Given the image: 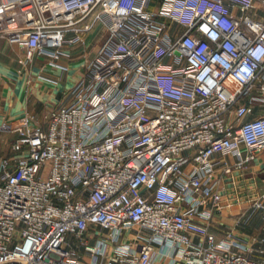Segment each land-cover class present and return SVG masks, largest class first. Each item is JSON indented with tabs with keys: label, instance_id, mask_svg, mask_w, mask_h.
I'll return each instance as SVG.
<instances>
[{
	"label": "built area",
	"instance_id": "built-area-1",
	"mask_svg": "<svg viewBox=\"0 0 264 264\" xmlns=\"http://www.w3.org/2000/svg\"><path fill=\"white\" fill-rule=\"evenodd\" d=\"M98 24L48 127L0 125L17 133L0 149V264H264V234L209 229L241 201L221 174L264 150V113L245 118L264 101V0H0L26 60ZM249 200L245 219L264 189Z\"/></svg>",
	"mask_w": 264,
	"mask_h": 264
},
{
	"label": "crops",
	"instance_id": "crops-1",
	"mask_svg": "<svg viewBox=\"0 0 264 264\" xmlns=\"http://www.w3.org/2000/svg\"><path fill=\"white\" fill-rule=\"evenodd\" d=\"M106 36V29L97 25L86 33L85 45L65 46L64 54L57 60L49 54L26 60L24 48L19 43L0 37V125L7 122L12 128L28 124L30 128L41 126L46 129L51 113L69 99ZM22 59L26 61L21 62ZM263 113L264 101H256L253 113L245 118ZM16 136L14 131H2L1 146L12 142ZM227 158L231 162L234 160L231 155ZM220 187L224 199L233 200L238 196L241 201L215 209L209 229L221 236L227 228H232L235 235L247 243L257 241L264 234V215L257 214L256 210L252 213L257 214L254 217L245 219V216L250 210L249 199L257 197L264 189V150L243 168L222 173ZM238 218L240 222H237Z\"/></svg>",
	"mask_w": 264,
	"mask_h": 264
},
{
	"label": "rangeland",
	"instance_id": "rangeland-1",
	"mask_svg": "<svg viewBox=\"0 0 264 264\" xmlns=\"http://www.w3.org/2000/svg\"><path fill=\"white\" fill-rule=\"evenodd\" d=\"M99 26H101L102 28H103V26L102 25H100V24H98ZM86 41H87V39L85 38V41L83 42V43H80V44H77V45H85L86 44ZM44 54H49L50 56H51V53H48V52H46V53H44ZM43 54V55H44ZM43 55H37V56H43ZM55 60H57V59H55ZM10 146H11V142H9V143H7V144H2V146H1V141H0V149L2 150V153H4L5 151H9V152H7V154H11V153H13V151L11 150V148H10ZM4 148V150L5 151H3V148ZM256 211V210H255ZM256 213L258 214V213H260V214H262V215H264V211H260V210H257L256 211ZM252 214L251 216H250V218H252V217H254L255 215H257V214ZM261 215V216H262ZM228 229H232V228H227L226 230H228Z\"/></svg>",
	"mask_w": 264,
	"mask_h": 264
}]
</instances>
